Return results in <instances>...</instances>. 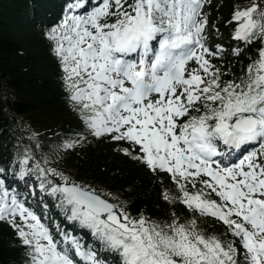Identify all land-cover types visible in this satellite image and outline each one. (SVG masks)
Instances as JSON below:
<instances>
[{
  "label": "snow or ice",
  "instance_id": "snow-or-ice-1",
  "mask_svg": "<svg viewBox=\"0 0 264 264\" xmlns=\"http://www.w3.org/2000/svg\"><path fill=\"white\" fill-rule=\"evenodd\" d=\"M211 2L71 0L45 30L80 127L50 155L28 146L0 165V222L24 264H264V0L233 8L230 51L209 43ZM245 50L239 74L218 65ZM89 137L125 145L116 150L160 180L171 214L134 216L58 170Z\"/></svg>",
  "mask_w": 264,
  "mask_h": 264
},
{
  "label": "trees",
  "instance_id": "trees-1",
  "mask_svg": "<svg viewBox=\"0 0 264 264\" xmlns=\"http://www.w3.org/2000/svg\"><path fill=\"white\" fill-rule=\"evenodd\" d=\"M69 2L0 0V165L8 167L28 146L50 155L56 145L74 138L79 130L77 117L62 89L58 61L43 35L48 27L59 23ZM244 2L212 0L206 7L209 32L219 44L234 42L228 21L233 8ZM250 55L245 50L238 58L217 63L239 74ZM231 72L225 79L231 78ZM124 146L89 137L59 158L58 170L77 182L118 196L117 202L126 205L134 216L144 213L153 219L168 217L174 206L162 201L163 184L143 165L116 150ZM47 200L54 211L52 217L61 220L53 202ZM177 210L186 215L182 206ZM202 227L213 229L211 223L202 222ZM215 231H223L222 226L216 225ZM18 245L13 228L0 222V264H24V250Z\"/></svg>",
  "mask_w": 264,
  "mask_h": 264
},
{
  "label": "rangeland",
  "instance_id": "rangeland-1",
  "mask_svg": "<svg viewBox=\"0 0 264 264\" xmlns=\"http://www.w3.org/2000/svg\"><path fill=\"white\" fill-rule=\"evenodd\" d=\"M214 34L212 35V38L210 40H214ZM215 42H212L211 45L214 47L216 44H214ZM235 42H233L232 44H229L227 45V48L229 51L231 50L232 47H235L236 45L234 44ZM223 44H225V42H223ZM225 61V60H224ZM29 183V186L31 187V184L30 182ZM40 199V193L38 194V197L36 198L37 201H39ZM45 200V199H44ZM33 207H35L36 211H37V214L39 215V213H42V210H41V206H39L38 204L36 203H33ZM52 211V210H51ZM49 210V216L51 217L52 216V212ZM52 218V217H51ZM51 227V226H50Z\"/></svg>",
  "mask_w": 264,
  "mask_h": 264
}]
</instances>
